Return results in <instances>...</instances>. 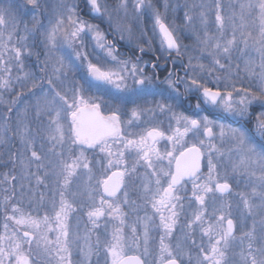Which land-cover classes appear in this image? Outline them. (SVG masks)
<instances>
[{"label": "snow or ice", "instance_id": "1", "mask_svg": "<svg viewBox=\"0 0 264 264\" xmlns=\"http://www.w3.org/2000/svg\"><path fill=\"white\" fill-rule=\"evenodd\" d=\"M82 2L0 6V264H264V0Z\"/></svg>", "mask_w": 264, "mask_h": 264}, {"label": "flooded vegetation", "instance_id": "2", "mask_svg": "<svg viewBox=\"0 0 264 264\" xmlns=\"http://www.w3.org/2000/svg\"><path fill=\"white\" fill-rule=\"evenodd\" d=\"M85 13H83V18L86 20H89V22L91 23H99V21L93 20L92 17L88 14V10L85 7ZM102 29H107V26L103 23L100 25ZM110 40H114L117 44V47L120 49V51L122 53L125 54H129L128 52V45H126L123 41L119 40L118 36H113V35H109L108 37ZM152 53H148L146 55H144L143 59L145 61H148L150 59H152ZM182 64H186V57L183 58V60H181L180 58H176V63L173 66V64L171 63V60H169V63L166 65V67L168 68V70H172L173 67H175V70L177 72L178 75L183 76L184 75V70L182 69L181 65ZM167 75L166 71L161 70L160 72V79L163 80V77ZM164 87H166V85H164ZM181 93H183V88L181 87L180 89ZM119 95V94H117ZM105 99H108L109 101H111V97L106 96ZM151 99V97H149V100ZM157 99H159V97H157ZM195 103L196 100L194 97L192 96H188L187 98H185L184 95H181L179 101H177L176 104H174V108L177 111H182L185 114H191L193 111H195ZM201 115H209L210 117H214L216 115V113L212 112L211 110L208 111H204L201 113ZM226 121L227 123H229L230 126L232 127H236L238 126L236 122H234L233 120H230L228 117H226L225 119H223L222 121Z\"/></svg>", "mask_w": 264, "mask_h": 264}, {"label": "rangeland", "instance_id": "3", "mask_svg": "<svg viewBox=\"0 0 264 264\" xmlns=\"http://www.w3.org/2000/svg\"><path fill=\"white\" fill-rule=\"evenodd\" d=\"M109 2L111 3V0H109ZM164 0H154V3H157L158 6L163 5ZM185 2V0H172L173 4H180L183 5ZM59 3V0H45V7L48 9V12H52L53 10H55V8L57 7ZM8 5H14V6H19L20 10H19V20L22 23H27L29 25V27L32 26V16H33V10L31 9V6H28L25 3V0H0V6L6 7ZM81 8L83 9L82 15L83 13H85V6L81 0ZM169 17L170 19H175V21L179 24L182 18V12H177L175 15H173L171 12L169 13ZM107 26V23H104ZM183 39V37H182ZM126 45L127 42L123 41ZM185 44H188L189 46L192 45V41L188 40V39H184L183 41ZM89 51H91V47H89ZM186 57V63H187V56ZM33 71H36L37 74L39 75V71L38 68H33ZM230 120H234V118L232 117H228ZM222 123L229 125V123H227L225 120L221 121ZM5 169L0 168V171H4Z\"/></svg>", "mask_w": 264, "mask_h": 264}]
</instances>
